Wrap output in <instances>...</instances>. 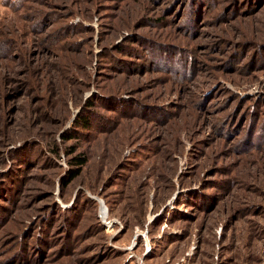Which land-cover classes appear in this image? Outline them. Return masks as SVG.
Listing matches in <instances>:
<instances>
[{
  "label": "rangeland",
  "instance_id": "1",
  "mask_svg": "<svg viewBox=\"0 0 264 264\" xmlns=\"http://www.w3.org/2000/svg\"><path fill=\"white\" fill-rule=\"evenodd\" d=\"M0 264H264V0H0Z\"/></svg>",
  "mask_w": 264,
  "mask_h": 264
},
{
  "label": "trees",
  "instance_id": "2",
  "mask_svg": "<svg viewBox=\"0 0 264 264\" xmlns=\"http://www.w3.org/2000/svg\"><path fill=\"white\" fill-rule=\"evenodd\" d=\"M149 51H150V53L154 52V50H151V49H149ZM84 121H85V119L84 120L82 119V121H80V123H82V125H85ZM75 161L76 162L74 163V165H77V169L69 172L67 184L71 183L74 179H76L81 174L83 168L87 164L86 158H80L79 157V158H76Z\"/></svg>",
  "mask_w": 264,
  "mask_h": 264
},
{
  "label": "bare ground",
  "instance_id": "3",
  "mask_svg": "<svg viewBox=\"0 0 264 264\" xmlns=\"http://www.w3.org/2000/svg\"><path fill=\"white\" fill-rule=\"evenodd\" d=\"M103 216H106V211L103 212Z\"/></svg>",
  "mask_w": 264,
  "mask_h": 264
},
{
  "label": "water",
  "instance_id": "4",
  "mask_svg": "<svg viewBox=\"0 0 264 264\" xmlns=\"http://www.w3.org/2000/svg\"><path fill=\"white\" fill-rule=\"evenodd\" d=\"M105 209V208H104ZM106 210V209H105Z\"/></svg>",
  "mask_w": 264,
  "mask_h": 264
}]
</instances>
